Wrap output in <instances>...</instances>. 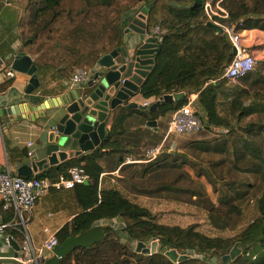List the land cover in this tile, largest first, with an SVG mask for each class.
Masks as SVG:
<instances>
[{
	"label": "trees",
	"instance_id": "trees-1",
	"mask_svg": "<svg viewBox=\"0 0 264 264\" xmlns=\"http://www.w3.org/2000/svg\"><path fill=\"white\" fill-rule=\"evenodd\" d=\"M217 1L28 0L25 18L19 24L20 40L23 51L33 58L37 68H50L60 78L69 80L76 71H91L101 57L119 51L123 44V17L142 3H152L146 28L158 27L162 41L153 70L139 89L141 100L150 105L163 95L196 93L198 108L206 117V129L221 130L224 138L235 144L239 142L247 154L264 165V147L255 134L264 129V93L240 88L234 91L226 108L222 110L219 104V93L227 85L221 76L232 60V48L225 35L215 34L206 27L203 8L205 3L214 6ZM233 1L222 0L221 5L226 8ZM261 6L264 9V0L255 1L251 8L243 2L237 8L230 4L226 8L227 23L243 19L244 29L264 31ZM248 80L252 86L264 84L259 72L242 79L243 82ZM185 104L186 97L180 102L164 103L150 114L119 106L112 113L108 134L91 155L38 174L39 178L55 181L68 169L80 167L87 176L86 186L81 184L73 188L82 213L56 234L61 253L58 264H172L160 253L164 249L203 256L202 260L191 258L179 264H211L206 257L222 258L235 244H238L240 255L227 264H264V172L261 193L255 202L257 217L238 235L227 239L208 237L196 231V225L186 228L158 225L148 209L123 199L117 191L98 189L101 159L116 156L115 169L132 153L123 143L126 122L132 114L138 113L148 121L161 118L168 122L170 114ZM251 116L254 122L242 126ZM260 169L258 167V171ZM230 186L227 191L234 188L233 183ZM220 195L218 204L208 210V221L216 230L235 231L241 223L243 210L227 193ZM0 209L3 222L12 221V212L2 210V205ZM117 217L123 221L128 238L137 242L157 240L160 251L151 256L136 254L107 229L88 246L72 244L78 235L91 232L96 222ZM5 235L18 244L21 242V234L14 228H7Z\"/></svg>",
	"mask_w": 264,
	"mask_h": 264
},
{
	"label": "crops",
	"instance_id": "crops-1",
	"mask_svg": "<svg viewBox=\"0 0 264 264\" xmlns=\"http://www.w3.org/2000/svg\"><path fill=\"white\" fill-rule=\"evenodd\" d=\"M27 3L28 0H0V110H11L9 115L7 114L3 117L7 118V122H9V124L5 126V132H3L0 127V169H4L8 166L10 170H16L17 165H30L46 157L39 142L40 134L43 131L55 129L61 114L56 113L52 116V112L49 120L37 118L32 121L30 118L32 113L29 111L31 108L34 110L46 100L58 98L69 90H75V88H70L68 86L67 80L60 78L57 73L50 68H37L36 74L40 85L31 95H25L24 93L30 79L28 76L14 71H11L14 73L13 78L6 76L11 70L10 65L16 55L22 52L25 53L20 40L19 24L25 18ZM145 6L146 5L142 3L130 10L123 17V30L136 19ZM241 35L244 45L251 51L259 64L258 66H260V70L257 72L264 77V31L256 28L243 29ZM126 36L127 44L125 45V49L128 54H132L146 40L144 35H139L135 32H129ZM123 46L122 44V47ZM29 57L33 61V58L31 56ZM93 71L100 72L102 69L96 65ZM235 90L236 89L227 84L220 91L219 104L222 110L228 106ZM138 92L130 98L128 102L143 105L144 101L141 100ZM21 106H23L22 109ZM122 106H126V104ZM15 107H18L19 110H15ZM112 113L113 112L109 110L106 115L105 137L112 125ZM146 113L148 112L146 111ZM46 115L49 116L48 111H45V116ZM164 121L165 119L160 118L153 121L155 122V126H149L148 122L152 121L146 120L144 116L138 113L131 115L126 122V133L123 137V143L127 145V148L132 153L115 169L113 168V164L116 160V156L110 155L101 159L99 164L102 167V173L99 177L98 189L99 191H117L123 199L146 209L154 211L163 210L162 217H157L155 220V223L158 225L186 228L190 225H194L193 223H199L197 221L199 216L202 214L205 218V215L203 213H198L196 209L184 203L178 204L166 198H157L156 194H154L155 191L159 189L167 191L171 190L173 187L167 183L159 186V180H164L161 177H166V180H168V178H171L170 176L173 175L174 171L182 173L176 159L182 157L184 160L186 155H188L187 153L192 149L204 154L207 152L223 153L227 151L226 146L228 145V141L231 140L224 138V140L213 142L212 140L215 138L211 130L206 133L207 135L200 134V137L192 135L173 139V136H171L165 141L161 155L156 160L148 162L145 157V152L158 146L164 139L168 123H166V121L164 123ZM212 130H217V133L219 132V129L212 128ZM189 137L193 138L190 139ZM177 140L179 142H177ZM179 143L183 148L181 155L174 154L175 148ZM28 144H31L30 147H28ZM29 150L32 152V158L26 156V152ZM230 152L231 155H234V152L232 153L231 151V147ZM83 157L86 156L80 155L64 163H60L59 165L82 159ZM127 159H130V162L126 161ZM156 163H159V165H154ZM82 165L83 163H81V166ZM56 167H48L41 172H33V174L37 173L38 175ZM184 173L186 172L184 171ZM187 174L188 173H186V175ZM2 210L4 209L2 208ZM80 213H82V209L77 202L74 189L61 191L51 190L50 193L36 202L31 212L30 220L27 223L26 231L36 253L43 257L44 264H58V256H61V253L59 248H56L53 254L46 253L42 249L43 243L52 236H56L61 228L70 224ZM250 222L251 221L244 223L241 231L244 230ZM0 223L7 224L3 222L1 209ZM112 225H115L117 229H114V226L112 228ZM103 229L115 233L120 242L128 246L130 250L134 252L137 241L128 238L124 232L123 221L119 217L96 222L91 232L78 235L74 238L72 244L87 246L86 244L103 236ZM210 229L212 234L204 233V235L211 238L218 237L223 239L233 237H222V233H226V231L216 230L211 225ZM9 240H12L14 245L18 246L16 240H13L11 237ZM16 254V249L12 248L8 242H5L0 236V264H15L14 258Z\"/></svg>",
	"mask_w": 264,
	"mask_h": 264
},
{
	"label": "water",
	"instance_id": "water-1",
	"mask_svg": "<svg viewBox=\"0 0 264 264\" xmlns=\"http://www.w3.org/2000/svg\"><path fill=\"white\" fill-rule=\"evenodd\" d=\"M152 3L147 4L134 21L123 30V47L119 51L101 57L97 66L102 69L94 72L88 79L83 89L69 90L58 98L42 102L32 113L31 120L45 118L49 120L56 113L61 114L55 129L43 131L39 142L46 157L30 165H17L16 170L11 172L19 177L30 178L33 172L42 171L48 167H56L69 159L80 155L89 156L99 147L105 138V119L107 113L114 111L117 107L126 104L127 110H140L148 113L155 112L164 103L171 104L180 102L184 93H174L161 96L156 102L149 106L128 102L141 88L154 67V58L158 46L153 38H147L132 54L125 49L127 34L135 32L144 35L146 31L147 16ZM206 27L215 34H221V29L206 23ZM234 55V50L231 52ZM11 71L28 76L29 82L25 89V95L33 94L39 88L37 67L25 53H18L10 65ZM23 106H21V109ZM27 109V107H26ZM15 110H19L15 107ZM45 111L49 116H45ZM10 109L0 110V127L5 132V126L9 124L7 114ZM149 126H155V122H148ZM84 182L83 185H87ZM8 244L18 251L12 240ZM134 253L151 256L158 253V241L136 242ZM162 254L172 263L179 264L191 259L189 255L176 250H165ZM240 255L238 244H235L228 254L221 258L222 264L233 261Z\"/></svg>",
	"mask_w": 264,
	"mask_h": 264
},
{
	"label": "built area",
	"instance_id": "built-area-1",
	"mask_svg": "<svg viewBox=\"0 0 264 264\" xmlns=\"http://www.w3.org/2000/svg\"><path fill=\"white\" fill-rule=\"evenodd\" d=\"M221 3L222 0H218L214 6L205 3L203 8L207 23L218 26L221 29V33L226 36L232 50H234L232 60L225 67L221 79L225 80L229 86L236 87L240 80L255 71L256 59L243 43L241 33L244 29V20L240 19L234 23H227L229 15ZM144 36L146 39L153 38L157 45L162 41V34L158 27L152 30L146 29ZM93 73V70H78L67 80V84L70 88L83 89ZM6 76L13 78L14 73L10 70ZM185 97L186 104L170 114L163 141L158 146L146 151L145 157L148 162L156 160L161 155L165 141L169 137L196 135L206 128V117L197 108L198 95L196 93H185ZM143 105L149 106L146 103ZM30 145L28 144V147ZM26 156L32 158V152L30 150L27 151ZM126 161L130 162V159ZM84 182H87V176L80 167L68 169L65 175H60L55 181L39 178L37 173L30 178L19 177L13 174L8 166L0 169V202L2 208L11 211L13 215V220L10 223H0V236L5 242H8L10 237L5 235L7 228H14L22 235L16 257L14 258L15 264H44L43 257L36 253L26 231L27 223L30 220L31 212L36 202L50 193L51 190H71L76 185H81ZM113 226L114 229H117L115 225L111 227L113 228ZM57 247L56 236H52L42 245L43 251L48 254H53ZM184 254L189 255L191 258L203 259L202 255L192 252ZM58 258L60 259L61 257L58 256Z\"/></svg>",
	"mask_w": 264,
	"mask_h": 264
},
{
	"label": "rangeland",
	"instance_id": "rangeland-1",
	"mask_svg": "<svg viewBox=\"0 0 264 264\" xmlns=\"http://www.w3.org/2000/svg\"><path fill=\"white\" fill-rule=\"evenodd\" d=\"M255 1L260 2V0H234L233 2L228 3L226 8H229L230 4L237 8L240 2L246 3L251 8ZM226 8L224 7L225 10ZM261 9H263L262 6ZM262 18V22H264V16ZM258 65L259 64L256 61L255 71L250 74L251 77H253L254 74L260 70V66ZM232 88H244L250 91L261 90V92L264 93V84L252 86L249 80L246 82L240 80L238 86ZM252 122H254V116L246 119L242 123V126ZM209 130L210 129L205 128L201 133L194 136L200 137L201 135H207L206 133ZM211 131H213V136L215 138L212 140L213 142L224 140L222 131L219 130L218 133L217 130ZM255 134H257L258 140L264 147V129H262L259 133L256 132ZM180 137L181 136H173L172 138L174 139ZM189 138L192 139L193 137ZM178 140L177 142H179ZM230 147L232 153L234 152V155H231ZM182 149L183 148L179 143V145L175 148L174 154L181 155ZM226 150L227 151H224L223 153L207 152L204 154L200 151L192 149L187 153L188 155H186L184 159L185 161L182 157L176 159L177 164L180 165L179 169L182 173L174 171L173 175L170 176L171 178H168V180H166V177H161L164 179L163 181L159 180V186L167 183L168 185L173 186L172 189L167 191L159 189L158 191H155L154 194H156L157 198H166L167 200L178 204L184 203L193 209H196L198 213H203L205 218L201 214V216L197 219L199 223L193 224L196 225V231H202L201 233L203 234H212L207 217L208 210L211 206L218 204L221 192L227 193L228 196L234 200L235 204L241 207L243 210V216L238 228L235 231H226V233H222V237H235L243 228L244 223H248L257 217L255 202L261 193V175L264 172V165H262V162L260 163L258 159L247 154L246 151L242 149L239 142L238 144H235V141H228ZM258 167L261 168L260 171H258ZM184 171L188 174L186 175ZM232 183L234 184V188L227 191L228 188H231L230 184ZM148 210H150L156 218H161L162 212H164L163 210ZM150 241L146 242L148 243ZM86 245L88 246L90 243ZM159 251L160 249L158 248V252ZM164 251L165 249L160 253ZM206 259L211 264H219L221 261V258L217 255L206 257Z\"/></svg>",
	"mask_w": 264,
	"mask_h": 264
}]
</instances>
